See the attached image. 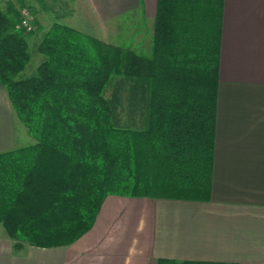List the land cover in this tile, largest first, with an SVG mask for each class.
<instances>
[{"label": "trees", "instance_id": "trees-1", "mask_svg": "<svg viewBox=\"0 0 264 264\" xmlns=\"http://www.w3.org/2000/svg\"><path fill=\"white\" fill-rule=\"evenodd\" d=\"M223 1L157 0L147 54L52 23L27 76L33 30L12 0L0 6V83L34 139L0 151V223L16 248L70 244L109 194L210 198Z\"/></svg>", "mask_w": 264, "mask_h": 264}, {"label": "crops", "instance_id": "crops-1", "mask_svg": "<svg viewBox=\"0 0 264 264\" xmlns=\"http://www.w3.org/2000/svg\"><path fill=\"white\" fill-rule=\"evenodd\" d=\"M25 1L36 15V31L27 36L40 33L39 41L59 23L106 42L107 24L127 11L140 23L151 20L152 46L157 0H135L120 12L117 5L127 0ZM17 143L16 117L0 83V151L26 146ZM162 258L264 262V0L223 1L208 200L109 194L88 231L48 247L16 248L0 223V264H158Z\"/></svg>", "mask_w": 264, "mask_h": 264}, {"label": "rangeland", "instance_id": "rangeland-1", "mask_svg": "<svg viewBox=\"0 0 264 264\" xmlns=\"http://www.w3.org/2000/svg\"><path fill=\"white\" fill-rule=\"evenodd\" d=\"M5 1L0 0V6L5 5ZM15 3V6L18 8L20 14L24 7L29 6V1L23 0V4L17 2V0H12ZM132 4H136L135 0H127L126 3H120L117 5L116 12L121 10L128 9ZM127 12V11H126ZM117 15L115 18L111 19L110 22H106V42L119 45L123 48H134L138 53L147 54L151 50L150 33H151V20L147 22L140 23L137 20V17L131 13H126ZM33 17L35 19V12L32 11ZM33 19V23H34ZM35 25L32 32L35 33ZM33 33V34H34ZM31 34V33H30ZM143 35V36H140ZM40 33L35 35H30L28 37V52L30 59L25 66V69L21 72V75L27 76L32 74L35 71V66L39 64V57L43 55L37 51V44L39 41ZM138 36V37H137ZM26 37V38H27ZM27 40V39H26ZM139 41V42H138ZM138 43V44H137ZM16 133H17V144L18 145H29L34 142V139L28 134L26 127L21 121L16 118Z\"/></svg>", "mask_w": 264, "mask_h": 264}, {"label": "built area", "instance_id": "built-area-1", "mask_svg": "<svg viewBox=\"0 0 264 264\" xmlns=\"http://www.w3.org/2000/svg\"><path fill=\"white\" fill-rule=\"evenodd\" d=\"M33 14L28 7H24L21 11V24L25 31H32L34 29Z\"/></svg>", "mask_w": 264, "mask_h": 264}]
</instances>
